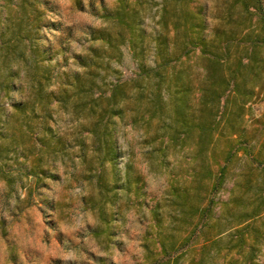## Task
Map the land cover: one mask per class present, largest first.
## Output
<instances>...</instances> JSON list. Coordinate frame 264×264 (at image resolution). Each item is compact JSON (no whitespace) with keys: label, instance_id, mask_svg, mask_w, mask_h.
I'll return each mask as SVG.
<instances>
[{"label":"rangeland","instance_id":"374dc122","mask_svg":"<svg viewBox=\"0 0 264 264\" xmlns=\"http://www.w3.org/2000/svg\"><path fill=\"white\" fill-rule=\"evenodd\" d=\"M28 1H35L39 9L36 25L30 28L28 22H33V18ZM123 1L131 8L137 32L143 31L145 44L140 51H133L127 40L122 42L117 32L123 26L106 17L113 13L118 0H0V143L13 127L18 132L24 116L21 101L35 82L33 73L40 75L44 65H49V73L42 78L41 86L56 90L61 80L59 70H81L75 54L84 52L89 44L101 47L104 52L95 91L108 93L114 82L133 77L139 64L154 63L153 37L159 29L162 0ZM233 1L192 0L183 1V5L187 10L195 5L202 7L208 24L205 33L210 35L212 26L227 24ZM238 6L233 10L241 9ZM240 14L245 24L249 23V16L245 18L248 12L243 10L232 13V18ZM100 29L106 36L110 34L118 50L98 35ZM185 63L196 68L191 58ZM257 70L255 81L260 83L264 80L263 63ZM255 90H259L257 95L242 108L236 107L234 102L238 100L223 96L220 109L236 125L243 126V144L262 158L264 89ZM46 108L50 117L45 123L52 127L46 136H52L45 140L39 155L26 159L18 153H1L0 264H149L158 255L157 240L166 229L183 230L186 226L179 219L170 187L188 178L185 168L191 159V147L166 146L159 138L150 139L151 130L146 131L140 121L117 119L113 134L117 154L112 162H105L101 178L107 187L100 189L97 176L76 157L79 147L74 145L75 136L86 134V130H80L84 119L76 118L56 100H51ZM36 109L42 118L41 103L36 104ZM155 122L153 119L152 128ZM29 134L33 136L32 132ZM59 135L66 140L64 148L55 147ZM225 140L220 136L216 141L217 155ZM87 153H91L90 148ZM250 161L244 150L232 157L223 185L213 194V216L223 211L222 202L230 195L240 171L249 172L251 167L252 175L256 174V162L251 166ZM31 165L35 174L25 169ZM126 170L131 179L129 189L124 187ZM228 206L233 208L234 204ZM242 208L237 206L236 214ZM250 221L253 234L245 232L246 240L252 241L258 234L255 258L258 264H264V211ZM205 228L204 225L203 231L195 230L189 237V246L175 250L183 253L184 264H189L192 256L199 260L206 255L202 264H225L231 257L241 258L238 247H231L234 241L232 236L229 242L228 230L220 234L218 245L205 240L207 245L201 250L204 236L214 231Z\"/></svg>","mask_w":264,"mask_h":264},{"label":"trees","instance_id":"16d2710c","mask_svg":"<svg viewBox=\"0 0 264 264\" xmlns=\"http://www.w3.org/2000/svg\"><path fill=\"white\" fill-rule=\"evenodd\" d=\"M183 1L192 0L161 1L159 29L153 37L154 63L139 64L133 77L114 82L108 93L95 91L104 50L94 44L74 55L81 70H59L61 80L56 90L48 91L41 86L42 78L48 77L49 65L43 66L44 71L40 75L34 72L35 82L21 101L22 123L18 132L13 127L5 135L0 143V157L2 152L18 153L26 159L40 154L45 140L52 136H46V132H52V127L45 123V119L50 117V110L46 107L49 108L51 100H56L76 118L84 119L80 130H86V134L75 136L74 145L79 147L76 157L97 176V184L102 189L107 187L101 178L105 162H112L117 154L113 137L117 119L140 121L146 131L151 130L150 139L159 138L173 148L189 146L192 149L189 165L185 168L188 178L170 187L179 219L186 226L183 230L180 227L177 230L166 229L157 240L158 255L149 264H184L183 253L176 251L189 246V237L195 230L203 231L204 225L206 230L214 231L204 236L201 250L207 245L205 240L218 245L220 234L228 230L229 242L232 236L234 241L231 247H238L241 258L231 257L225 264H258L255 258L258 234L247 242L245 232L253 234L250 219L264 211V156L260 158L243 144V126L236 125L230 116H224L220 107L222 97L226 96V100H238L234 103L237 108H242L245 102L257 95L259 90L255 89H264V80L260 83L255 81L258 67L262 63L264 65V0H234L230 4L227 24L212 26L210 35L205 33L208 24L202 7L195 5L187 10ZM34 2L28 1L33 18V22H28L29 28L36 25V11L39 12ZM118 2L113 13L106 17L123 26L124 30L119 29L117 37L122 42L127 40L133 51H140L145 44L143 31L137 32L133 14L129 11L131 8L123 0ZM238 4L241 9L236 12L233 7ZM242 10L248 12L245 16H249L247 24L241 14L232 18V13ZM98 35L105 37L112 49L118 50V44H113L110 34L106 36L100 29ZM31 41L32 36L29 38ZM190 58L196 68L185 63ZM37 103H41L42 118L37 113ZM153 119L156 120L154 128ZM36 129H39L38 133ZM31 132L33 136L29 134ZM220 136L225 137L226 144L217 155L214 147ZM56 140L55 147H66V140L61 135ZM87 148L91 153H87ZM239 150H244L251 157V166L256 162L255 170L258 171L255 175H252L251 167L249 172L240 171L230 195L222 202L223 211L213 216V194L223 185L227 165ZM25 169L36 173L32 165ZM130 182L126 170L124 187L129 189ZM230 203L234 204L233 208H229ZM239 205L243 208L236 214ZM186 215H195L196 218L186 219ZM255 232L260 234L261 230L256 228ZM205 259L206 255L200 256L199 260L192 256L188 263L202 264Z\"/></svg>","mask_w":264,"mask_h":264}]
</instances>
